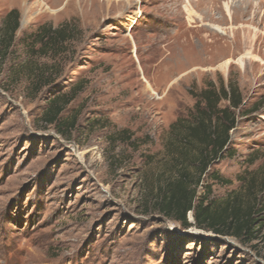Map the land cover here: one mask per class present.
I'll use <instances>...</instances> for the list:
<instances>
[{"label":"rangeland","instance_id":"obj_1","mask_svg":"<svg viewBox=\"0 0 264 264\" xmlns=\"http://www.w3.org/2000/svg\"><path fill=\"white\" fill-rule=\"evenodd\" d=\"M11 10L0 264H264V0H0V29ZM66 22L78 32L60 54L31 53L39 27ZM209 82L236 85L246 112L230 134L234 156L201 183L216 203L258 204L241 238L197 228L192 213L185 229L147 200L167 171L169 127L189 119ZM57 100L70 103L48 126Z\"/></svg>","mask_w":264,"mask_h":264},{"label":"trees","instance_id":"obj_2","mask_svg":"<svg viewBox=\"0 0 264 264\" xmlns=\"http://www.w3.org/2000/svg\"><path fill=\"white\" fill-rule=\"evenodd\" d=\"M2 24L0 52L6 55L19 29L18 12L11 10ZM76 32L78 29L73 22H66L56 28L43 25L29 36V49L31 53L37 52L42 56L60 54ZM52 70L38 77L36 82L52 76ZM222 102L227 104L223 108L220 107ZM69 103L62 105L58 100L53 101L50 111L45 114L44 123L55 125L63 107ZM242 106L243 98L236 85L229 83L224 86L220 83L217 87L209 82L196 96L189 119H178L169 127L170 139L165 145L169 159L167 171L161 175L158 187L154 191L149 190L147 200L185 229L191 227L187 215L192 213L195 226L199 229L238 238L252 234L256 216L260 213L258 204L243 209L237 199L216 203L210 199L212 187L208 184L201 186L203 177L216 161L234 156V152L228 149L230 134L236 128L238 117L246 114ZM59 129L64 130L65 125ZM209 179L220 185L230 184L215 172ZM251 185H254L253 179ZM199 187L204 190L201 196L197 194Z\"/></svg>","mask_w":264,"mask_h":264},{"label":"bare ground","instance_id":"obj_3","mask_svg":"<svg viewBox=\"0 0 264 264\" xmlns=\"http://www.w3.org/2000/svg\"><path fill=\"white\" fill-rule=\"evenodd\" d=\"M188 4H189V2H188ZM185 8H186V10L188 9V6H185ZM190 11V10H189ZM187 13H188V10H187ZM216 30H218V29H216ZM219 31V30H218ZM220 32V31H219ZM221 33V32H220ZM223 34V33H222ZM224 66H226V64H224ZM222 67V66H221Z\"/></svg>","mask_w":264,"mask_h":264}]
</instances>
